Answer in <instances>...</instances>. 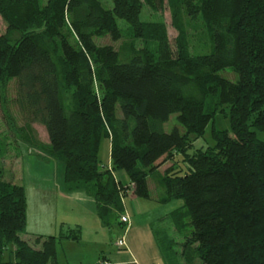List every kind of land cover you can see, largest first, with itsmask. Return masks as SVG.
<instances>
[{"label":"trees","instance_id":"1","mask_svg":"<svg viewBox=\"0 0 264 264\" xmlns=\"http://www.w3.org/2000/svg\"><path fill=\"white\" fill-rule=\"evenodd\" d=\"M184 6L189 18H204L214 51L179 63L186 69L179 71L140 52L125 61L120 51L95 43L108 36L121 41L120 20L142 38L149 26L142 0H114L112 8L102 0H48L44 7L40 0H0L7 34H21L14 43L0 35V84L16 82L30 133L38 124L48 134L49 147L40 151L64 167L69 191L95 199L106 226L124 214L129 195L150 199L149 177L180 156L185 175L173 164L161 181L164 202L185 204L176 223L191 219L184 251L196 246L203 264H264V142L257 136L264 133V0H184ZM228 69L236 83L220 75ZM213 98L219 103L210 108ZM218 114L230 118L232 134L213 130L215 146L194 150ZM173 115L183 132L165 131ZM103 137L111 141L106 171L99 165ZM116 172L130 183H118ZM26 222L24 187L0 174V264H58V243L72 236L24 239ZM10 246L14 260L5 261Z\"/></svg>","mask_w":264,"mask_h":264},{"label":"rangeland","instance_id":"2","mask_svg":"<svg viewBox=\"0 0 264 264\" xmlns=\"http://www.w3.org/2000/svg\"><path fill=\"white\" fill-rule=\"evenodd\" d=\"M102 1L106 7H113L114 0ZM142 1L144 3L142 22L149 25L147 30L141 33L142 38L132 35V28L125 21L120 20L119 28L123 36L121 41L113 42L111 37L108 36L106 38H96L95 43L101 47H113L120 51L125 61L136 52H140L144 56L160 63L172 62L175 64V69L179 71H186L184 67L178 65L179 63L187 64L213 53L214 45L204 18L202 16L197 19L189 18L185 11L184 0ZM40 2L44 7L48 0H40ZM0 35H7L12 43L21 38V34L18 33L7 34V26L1 18ZM71 38V41L74 42L75 38L73 36ZM220 75L232 83H236L239 80L238 75L230 69L220 72ZM16 98L15 81H7L5 84H0V174L4 181L21 185L22 183L19 179L22 176L26 184L29 182L28 176L34 177L36 168L33 163L40 155V151L36 150L37 147L26 145L24 142L28 143L29 138L35 140L39 143L40 146L38 148H41L42 151L49 147L50 142L46 129L41 125H32V136L16 104ZM218 103L219 99L214 98L207 101L210 108H213ZM66 104L70 106L68 98ZM228 111L229 109H226L227 113ZM8 116H11L12 121ZM178 117V115L171 116L170 121L165 124L164 129L167 133L173 132L176 128H179L181 132L184 131L178 121ZM231 128L230 118L224 114H218L214 122L207 128L204 136L194 143V150L214 147L213 130L229 131L232 134ZM257 136L259 140L264 142V133L258 132ZM191 154H194V151ZM41 155L43 159H53L43 152ZM110 162L111 141L103 137L100 143V168L105 171L108 170ZM172 164L175 165V172L178 175H185L187 167L183 163L182 157H177ZM39 170L44 171V168ZM118 175L120 178H124L123 172L118 173ZM151 178L149 179L150 184L156 187L155 190L151 188L152 200L141 199L139 202L141 203L142 211L146 212L143 220L148 221L150 218L153 220L152 229L156 234L165 263L203 264L196 251V246L188 249L187 253L183 248L186 239L189 238L193 231L191 219L185 215V219L176 223L174 219L166 217V209L155 201L163 191V188L158 185L161 174L157 173ZM33 206H35L34 202ZM183 212L186 211L184 210ZM119 222L120 218L112 226L113 234L110 238L114 242L123 236L125 230L123 229L121 234L119 233ZM22 238L27 239L26 233L22 234ZM35 239L32 238V240ZM14 249V246L9 247L5 254V261L14 260L12 256Z\"/></svg>","mask_w":264,"mask_h":264},{"label":"crops","instance_id":"3","mask_svg":"<svg viewBox=\"0 0 264 264\" xmlns=\"http://www.w3.org/2000/svg\"><path fill=\"white\" fill-rule=\"evenodd\" d=\"M39 153L33 163L36 168L34 177L28 176L27 184L23 176L19 179L26 193L27 222L24 233L28 240L72 236L59 241L58 264H100L103 259L105 264H166L152 229L153 220H143L146 212L141 209V199L129 195L124 200V214L130 218L126 235L128 248L118 250L116 241L110 238L112 227L103 223L95 199L85 190L69 191L65 183L64 167L53 159H42V152ZM172 166V162H168L158 173L163 176ZM40 168H44V171H40ZM111 168L112 161L108 170ZM118 173H114L117 182L127 186L130 183L128 177L124 174V178H120ZM149 179L151 194V188L155 190L156 187L150 184ZM158 185L163 191L155 201L166 209V217L173 219L177 213L185 210V204L181 200L164 202L167 196L161 178ZM149 200H152V194ZM33 202L35 206L32 207ZM119 225L121 234L126 226Z\"/></svg>","mask_w":264,"mask_h":264},{"label":"built area","instance_id":"4","mask_svg":"<svg viewBox=\"0 0 264 264\" xmlns=\"http://www.w3.org/2000/svg\"><path fill=\"white\" fill-rule=\"evenodd\" d=\"M120 222L126 226L123 236L121 238H119L116 242H115V246L118 250H125L128 248V244H127V239H126V235H127V230L128 227L130 226V218L128 215L126 214H122L120 217Z\"/></svg>","mask_w":264,"mask_h":264}]
</instances>
